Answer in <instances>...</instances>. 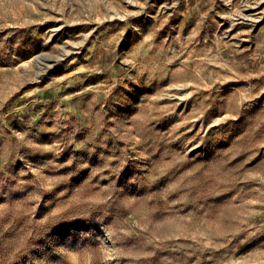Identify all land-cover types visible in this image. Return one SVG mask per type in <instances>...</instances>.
I'll use <instances>...</instances> for the list:
<instances>
[{
  "label": "rangeland",
  "instance_id": "374dc122",
  "mask_svg": "<svg viewBox=\"0 0 264 264\" xmlns=\"http://www.w3.org/2000/svg\"><path fill=\"white\" fill-rule=\"evenodd\" d=\"M0 264H264V0H0Z\"/></svg>",
  "mask_w": 264,
  "mask_h": 264
}]
</instances>
